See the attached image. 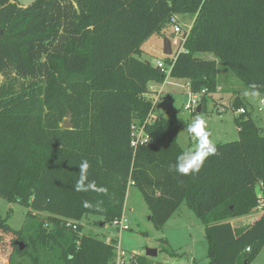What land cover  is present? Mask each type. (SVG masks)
<instances>
[{
  "label": "trees",
  "instance_id": "obj_1",
  "mask_svg": "<svg viewBox=\"0 0 264 264\" xmlns=\"http://www.w3.org/2000/svg\"><path fill=\"white\" fill-rule=\"evenodd\" d=\"M179 16L190 17L191 29L182 50L163 62L192 94L205 91L200 112L219 83L217 62L199 54H212L246 88L264 85V0H35L27 7L0 0V197L28 208L20 230L0 218V237L13 246L9 264L16 256L114 264L115 242L84 235L82 222L121 219L132 182L157 230L186 203L205 225L210 264L255 263L264 214L245 228L231 223L264 212V136L242 101L234 103L244 109L235 119L239 140L217 144L218 155L198 174L169 170L185 150L179 125L167 118L156 117L146 126L151 140L131 147L132 124L154 111L149 85L167 79L142 59V47ZM68 111L73 128L63 129ZM84 159L89 180L107 194L74 190ZM134 264L163 263L145 255Z\"/></svg>",
  "mask_w": 264,
  "mask_h": 264
},
{
  "label": "rangeland",
  "instance_id": "obj_2",
  "mask_svg": "<svg viewBox=\"0 0 264 264\" xmlns=\"http://www.w3.org/2000/svg\"><path fill=\"white\" fill-rule=\"evenodd\" d=\"M34 1L18 0V3L27 7ZM175 20V23L165 26L162 34L152 36L143 46L148 52L145 57L154 66H157L160 59L165 61V58H173L177 52L182 50V42L180 41L184 33L182 31L183 34H176L174 26H180L186 31L191 27L192 21L189 16H179ZM165 38L172 41V56L163 54ZM198 57L217 62L218 91L209 99L206 110L198 113L196 110L186 109L187 102L190 99V90L187 83L168 75L164 83L155 82L149 85V98L152 100L154 108L153 116L164 117L175 122L179 125L180 133L194 116L202 115L208 121L216 145L231 143L239 140L235 119L240 113L234 107L235 101L239 99L242 101V105H246L247 111L259 128L260 135L264 136V94L254 98L244 96L243 92L247 88L220 60L209 53L199 54ZM4 83L5 80L0 77V86ZM178 144L183 150H187L192 146V141L186 132L182 136L179 134ZM257 193L259 194L258 188ZM124 210L129 230L122 231L110 223L103 226L100 222L102 221L101 218L88 216L83 219L82 233L105 240L108 243L113 240L115 244L120 243L125 251L129 253L138 252L141 256H145V251L148 248L157 249L158 256L150 258L154 263L210 264L205 225L186 203L179 207L162 230H157L150 221V210L137 187L131 186L128 189ZM27 213L28 208L26 206L11 203L0 197V218L6 219L7 224L14 230L23 228ZM261 213L262 211L258 215L256 213H254L255 215L251 214L244 219H233L231 223L235 228H245ZM40 217L44 219L45 215ZM10 238L8 235L0 237V264H9L13 252ZM161 239L166 240V243H162ZM11 264L34 263L28 257L16 256ZM255 264H264V249L258 255Z\"/></svg>",
  "mask_w": 264,
  "mask_h": 264
},
{
  "label": "clouds",
  "instance_id": "obj_3",
  "mask_svg": "<svg viewBox=\"0 0 264 264\" xmlns=\"http://www.w3.org/2000/svg\"><path fill=\"white\" fill-rule=\"evenodd\" d=\"M264 85H257L252 83L243 92L246 97L254 98L261 95L259 89ZM187 133L192 141V146L183 151L176 160L174 165H170L169 170L175 171L182 176H189L198 174L203 168L206 160L210 156L218 155V149L212 132L209 129L208 121L202 115L193 117L190 123L179 133L181 136ZM90 162L87 159L82 160L79 165L78 179L73 185L74 190L77 192L95 191L97 193L107 194V189L98 187L94 180H89ZM85 207H90L88 201H84Z\"/></svg>",
  "mask_w": 264,
  "mask_h": 264
},
{
  "label": "built area",
  "instance_id": "obj_4",
  "mask_svg": "<svg viewBox=\"0 0 264 264\" xmlns=\"http://www.w3.org/2000/svg\"><path fill=\"white\" fill-rule=\"evenodd\" d=\"M190 29H191V27L188 30L184 31L180 26H177V25L174 26V32L176 34H180V33H182V31L184 33V34L182 33L183 37L180 41V42H182V44L185 41V38H184L185 32L188 34ZM157 67L160 68L162 71L166 72L167 76L170 75L172 65H170L168 68H166L164 62H159L157 64ZM187 86L189 88L188 84H187ZM204 94H205V91H202L199 94H192L190 92V99L187 102L186 109L196 110V108L199 106L200 98ZM237 112H239L241 114L244 112V109L241 108ZM152 113H153V111L149 114V116L147 117V119L144 121L143 124L139 125L137 123H133L131 126V147L135 150L139 146H142L151 140L150 135L146 132V126L149 125L156 118L153 116ZM133 185H134V183L132 182L131 186H133ZM258 197L260 199L262 198L261 193H259ZM260 202H261V200H260ZM112 225H114L115 227H118L122 231L123 230H129V226L127 225V218L124 214H123L121 219L115 220L112 223ZM68 227H71V223L68 224ZM76 228H77L76 225H73V229H76ZM114 249H115L114 264H134L136 262V257L141 256V254L138 252L129 253V252L125 251L122 248L120 243L115 244ZM247 251H249V249H247Z\"/></svg>",
  "mask_w": 264,
  "mask_h": 264
},
{
  "label": "water",
  "instance_id": "obj_5",
  "mask_svg": "<svg viewBox=\"0 0 264 264\" xmlns=\"http://www.w3.org/2000/svg\"><path fill=\"white\" fill-rule=\"evenodd\" d=\"M0 35L3 36V31L0 28ZM163 54L165 56H172L173 55V48H172V41L169 38L164 39V47H163ZM197 112H200V107L197 108ZM63 129H72L73 123H72V113L71 111H68L67 118L64 120L62 124ZM17 245L20 247V250H24V244L22 242H18ZM145 255L148 258H156L158 256V250L157 249H146Z\"/></svg>",
  "mask_w": 264,
  "mask_h": 264
},
{
  "label": "crops",
  "instance_id": "obj_6",
  "mask_svg": "<svg viewBox=\"0 0 264 264\" xmlns=\"http://www.w3.org/2000/svg\"><path fill=\"white\" fill-rule=\"evenodd\" d=\"M147 42H148V41H147ZM147 42H146V43H147ZM146 43H145V44H146ZM145 44H144V45H145ZM144 45H143V46H144ZM142 49H143V56H142V59L148 61L149 63H151V61L145 57V56H146V53H148V52L144 49V47H142ZM162 61H163V59H160V60H159V62H162ZM151 64H152V63H151ZM149 90H150V88H149ZM151 92H152V90H151ZM130 187H131V186H129V188H130ZM129 188H128V189H129ZM127 195H128V192H127ZM126 199H127V198H126ZM125 203H126V202H125ZM124 209H125V207H124ZM260 211H262V213L259 214V216H261V215L264 214V212H263V210H262L261 208H260V209H257L254 213H256V214L258 215V213H259ZM254 213H253L252 215H255ZM124 215L126 216V214H125V210H124ZM259 216H257V217L259 218ZM246 217H248V216L241 217L240 219H242V218L244 219V218H246ZM236 219H239V218H236ZM256 219H257V218H255L253 221H251L250 225H251ZM232 221H233V219L231 220V222H232ZM246 227H248V226H246ZM158 253H159V252H158ZM254 264H255V263H254Z\"/></svg>",
  "mask_w": 264,
  "mask_h": 264
}]
</instances>
